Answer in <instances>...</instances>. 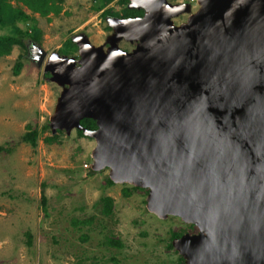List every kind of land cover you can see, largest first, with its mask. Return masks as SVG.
Here are the masks:
<instances>
[{
	"label": "water",
	"instance_id": "1",
	"mask_svg": "<svg viewBox=\"0 0 264 264\" xmlns=\"http://www.w3.org/2000/svg\"><path fill=\"white\" fill-rule=\"evenodd\" d=\"M198 5L130 0L146 15L106 16L107 49L80 33L77 56L37 42L29 53L62 87L52 134L93 137L92 170L198 227L172 241L180 264H264V0Z\"/></svg>",
	"mask_w": 264,
	"mask_h": 264
},
{
	"label": "rangeland",
	"instance_id": "2",
	"mask_svg": "<svg viewBox=\"0 0 264 264\" xmlns=\"http://www.w3.org/2000/svg\"><path fill=\"white\" fill-rule=\"evenodd\" d=\"M169 1L190 2L194 11L199 8L198 0ZM120 4L63 0L59 12L46 16L19 5L28 18L18 21L16 28L39 34V44L48 55L62 53L80 33L98 46L111 34L106 11L119 12ZM186 18L182 14L175 23ZM14 27L0 28V33L9 34ZM120 47L130 45L122 41ZM18 61L22 66L16 74ZM49 77L44 65L39 68L32 60L29 48L14 45L9 55L0 56V146L4 148L0 151V264H179L181 255L169 247L172 235L195 234L198 227L177 216L160 218L150 212L148 189L109 184L108 169L91 174L93 137L73 130L48 140L51 128L44 126L62 92ZM29 126L40 132L36 145L23 140ZM105 196L113 199L109 214L101 201ZM109 239L121 241L122 246L110 244Z\"/></svg>",
	"mask_w": 264,
	"mask_h": 264
},
{
	"label": "trees",
	"instance_id": "3",
	"mask_svg": "<svg viewBox=\"0 0 264 264\" xmlns=\"http://www.w3.org/2000/svg\"><path fill=\"white\" fill-rule=\"evenodd\" d=\"M106 2L112 0H104ZM63 0H0V28H4L6 26H15L13 30L9 34L0 33V56L9 55L13 49L14 45H20L24 49H28V44L30 42L40 43L41 37L39 34H32L29 30H22L20 28H16V23L18 21H22L28 18V14L24 11L22 7L19 5H24L29 8L31 11L35 13H40L43 16L49 15L52 12H59L61 9V5ZM123 2H127L124 0ZM16 3V5H14ZM111 14L110 11H106L105 16ZM78 50L77 45L72 41H69L67 44V49L63 50L61 54L71 55L72 53ZM23 56H20L22 58ZM22 66L21 61H18L15 66L16 74L19 72ZM82 125L88 129H96V122L93 119L85 118L81 121ZM29 130L24 134L23 140L25 142L30 143L31 145H36L38 138L40 136V132L37 128H32L29 126ZM50 129V125L47 124L44 126V130ZM59 133L61 131H58ZM52 134V131H51ZM78 134L80 136H84L83 132L78 130ZM58 139V134L49 136V141H55ZM4 148L0 146V151ZM91 174H95L96 172L91 169ZM107 183L114 184V182L107 177ZM132 189H142L138 187H132ZM125 194L128 195V189H125ZM43 201L45 203L46 198L43 196ZM101 201L104 204V212L106 214L111 213L113 208V199L109 196L102 197ZM181 236L180 233H174L172 235V239ZM112 245L122 246V242L119 240L109 239L108 241ZM170 248H173L172 243L169 245ZM183 261V257H179V263Z\"/></svg>",
	"mask_w": 264,
	"mask_h": 264
},
{
	"label": "flooded vegetation",
	"instance_id": "4",
	"mask_svg": "<svg viewBox=\"0 0 264 264\" xmlns=\"http://www.w3.org/2000/svg\"><path fill=\"white\" fill-rule=\"evenodd\" d=\"M118 2H120V3H122V4H120L121 6H122V8H121V11H119V12H116V11H112V12H110L111 14H109L110 16H113V17H116V18H120V19H126V18H136V17H144L145 15H146V10L144 9V8H141V9H137V8H130L129 7V4H130V0H127V2L125 3V2H123L124 0H117ZM184 3H190V2H184ZM192 10H193V8H192ZM192 12H195L194 10L192 11ZM184 15H187V18H186V21L188 20V18H189V14H184ZM108 16V15H107ZM182 16V15H181ZM176 19V18H175ZM175 21V20H174ZM185 21V22H186ZM181 23H183V22H181ZM110 29H111V34L113 33V29L110 27ZM111 34H109V35H111ZM108 35V36H109ZM107 36V37H108ZM107 37H106V40H107ZM106 40H105V42L103 43V44H105L106 43ZM124 42H126L127 44H129L130 45V48L129 49H124V50H126V51H129V52H131V51H133L135 48H136V46H137V42H130V41H127V40H123ZM122 42V41H121ZM120 42V43H121ZM120 43H119V45H120ZM104 47H105V49H107L108 47H109V44L108 43H106L105 45H104ZM122 48V47H121ZM123 49V48H122ZM184 234H186V233H183V234H181V236L182 235H184ZM191 234H193V233H191ZM181 236H179V237H181ZM178 238V237H177ZM182 262H184V259H183V261ZM181 263V262H180ZM179 263V264H180Z\"/></svg>",
	"mask_w": 264,
	"mask_h": 264
},
{
	"label": "built area",
	"instance_id": "5",
	"mask_svg": "<svg viewBox=\"0 0 264 264\" xmlns=\"http://www.w3.org/2000/svg\"><path fill=\"white\" fill-rule=\"evenodd\" d=\"M85 167H86V168H90V166H89L88 164H87V165H85Z\"/></svg>",
	"mask_w": 264,
	"mask_h": 264
}]
</instances>
